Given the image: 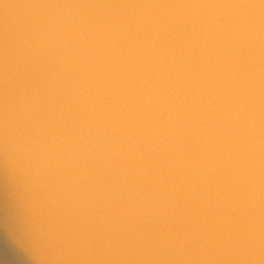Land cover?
<instances>
[{"label":"water","instance_id":"obj_1","mask_svg":"<svg viewBox=\"0 0 264 264\" xmlns=\"http://www.w3.org/2000/svg\"><path fill=\"white\" fill-rule=\"evenodd\" d=\"M0 264H264V0H0Z\"/></svg>","mask_w":264,"mask_h":264}]
</instances>
